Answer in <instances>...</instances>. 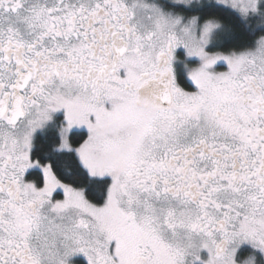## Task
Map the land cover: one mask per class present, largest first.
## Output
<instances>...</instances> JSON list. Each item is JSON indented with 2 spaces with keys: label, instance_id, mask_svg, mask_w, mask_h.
Here are the masks:
<instances>
[{
  "label": "snow or ice",
  "instance_id": "6c2138e0",
  "mask_svg": "<svg viewBox=\"0 0 264 264\" xmlns=\"http://www.w3.org/2000/svg\"><path fill=\"white\" fill-rule=\"evenodd\" d=\"M0 264H264V0H0Z\"/></svg>",
  "mask_w": 264,
  "mask_h": 264
}]
</instances>
